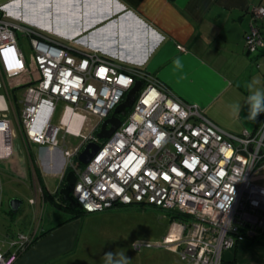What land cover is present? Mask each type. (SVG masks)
<instances>
[{
    "label": "built area",
    "instance_id": "obj_1",
    "mask_svg": "<svg viewBox=\"0 0 264 264\" xmlns=\"http://www.w3.org/2000/svg\"><path fill=\"white\" fill-rule=\"evenodd\" d=\"M4 8L0 5V89L7 94L0 93V160L15 154L10 92L23 89L15 114L23 145L62 152L64 167L77 175L73 197L86 211L151 204L187 215L191 220H180L162 243H145L177 251L187 264H221L225 250L264 234V185L251 180L264 166V123L253 131H227L145 69L120 67L105 55L15 23ZM253 11L264 17V6ZM246 44L250 51L264 48L257 26ZM138 82L133 105L118 114L121 124L110 137H99L97 125L82 135L88 113L101 124ZM76 118L83 119L76 128L67 125ZM68 134L82 137V144L71 149ZM91 142L99 149L82 164L79 155ZM30 242L22 233L8 238L0 264H14Z\"/></svg>",
    "mask_w": 264,
    "mask_h": 264
},
{
    "label": "crops",
    "instance_id": "obj_2",
    "mask_svg": "<svg viewBox=\"0 0 264 264\" xmlns=\"http://www.w3.org/2000/svg\"><path fill=\"white\" fill-rule=\"evenodd\" d=\"M56 2L55 5L48 0H0V5L5 6L4 12L10 19L46 31L66 43L74 42L70 45L75 48L105 55L123 68L139 67L157 75L170 89L188 103L198 105L227 131H253L264 123V113L259 114L255 122L245 120L248 106L244 103L249 95L247 85L254 79L260 82L255 87L264 88V48L250 51L246 44L253 26L264 36V17L256 18L253 11L256 6H264V0ZM85 2H88L91 19L77 20L76 12H84L79 5ZM236 103L242 106L239 116L232 110ZM29 149L25 166L28 173L26 169L25 172L31 178L34 194L29 198V204L35 206L34 216L27 221L32 225L30 228L22 225L24 229L12 234L7 229L6 235L10 238L22 233L29 235L32 242L21 251L14 264L83 262V257L74 253L78 233L82 230L81 221L71 218L55 226L39 221L43 205L53 204L51 194L59 185L63 186L64 165H61L58 185L50 187L45 181L47 171L34 150ZM40 155L64 162L58 149L40 147ZM35 164L39 167L36 174ZM3 169L0 165L1 177ZM7 249L4 241H0V250ZM221 264H264V234L225 250Z\"/></svg>",
    "mask_w": 264,
    "mask_h": 264
},
{
    "label": "rangeland",
    "instance_id": "obj_3",
    "mask_svg": "<svg viewBox=\"0 0 264 264\" xmlns=\"http://www.w3.org/2000/svg\"><path fill=\"white\" fill-rule=\"evenodd\" d=\"M19 41L25 43L26 39L20 37ZM0 93L7 94V89L1 88ZM10 93L14 103L11 115L13 117V130L15 132V155L10 161L0 163L1 167L5 168L3 169L4 172L2 170V177L0 180V186L2 187V191H0L2 195V204L0 201V241L2 242L5 241L7 237V229L11 230L10 234H12L18 231V229H24V226L30 228L32 222L27 221H31L29 218L34 216L33 212L35 210V206L29 204V198L30 196H34V194L31 190V178L26 175L25 172V169L27 171L25 166L29 159L30 149L23 145L21 129L16 117V112L22 107L19 99L23 96V89H18L15 93H12L11 90ZM174 93L180 96L176 92ZM61 109L62 107L59 105L53 119L55 123L59 122ZM89 114L90 113H88V118L84 119L82 124V135H88L95 125H97L98 128L100 127L101 130L103 121L100 124L101 119H99L97 115L94 114V116ZM84 115L87 116V113ZM96 118H98V124H95ZM82 120L83 119L76 118L73 122L68 121L67 125L76 128L77 124ZM66 142L71 149H75L82 144L83 138L68 134ZM31 149L34 150L42 167L47 171V173H45L46 183L54 188L58 185L60 170H62L61 165H64V162L61 164L62 160L55 161V158L50 160L45 155H40L42 157L41 160L39 156L40 147L38 145H33ZM56 162L59 163L57 164ZM67 169H70V167H63L62 175ZM8 170L15 173H9ZM34 173L36 174L37 172ZM251 180L256 184L264 185V166L255 170ZM44 196L47 197L46 193ZM15 197L23 199V205L17 213H10V201ZM52 199L54 198L52 197ZM170 211L171 210L164 207L151 204H131L115 206L104 211L83 213L81 217H75L76 220L81 221L82 230L78 233L76 240L77 246L75 247L76 251H74V253L77 252L78 255L83 257V262L74 264H87V262L90 264H104L103 257L106 252L124 253L128 259V264H187V261L183 259L181 253L166 246H145V243L154 245L162 243L165 236L169 234L171 228L180 222L178 218L174 221L171 220L169 215ZM77 212L56 208L50 202H46L40 211L39 221L41 222L44 220L47 222L46 224L48 226H55L71 218L73 215L75 216L78 214ZM136 243L142 245L140 250L133 247ZM70 263L71 262L67 264Z\"/></svg>",
    "mask_w": 264,
    "mask_h": 264
},
{
    "label": "water",
    "instance_id": "obj_4",
    "mask_svg": "<svg viewBox=\"0 0 264 264\" xmlns=\"http://www.w3.org/2000/svg\"><path fill=\"white\" fill-rule=\"evenodd\" d=\"M142 83L138 82L127 94L125 101L119 104L114 111V114L105 119L102 123V127L100 132L98 133L101 138H108L112 135V133L119 127L121 124V118L118 114L125 115L127 109L131 107L136 99L137 91L141 88ZM99 149V145L97 143L91 142L88 143L82 153L79 155V161L82 164H88L95 152ZM77 179V175L74 170H71L67 174V186L61 189V193L63 194V199L69 202V207L74 208L78 206V203L75 201L74 197L71 195L73 191L75 182ZM23 205V200L21 198L15 197L11 199L10 206L11 212L17 213Z\"/></svg>",
    "mask_w": 264,
    "mask_h": 264
},
{
    "label": "clouds",
    "instance_id": "obj_5",
    "mask_svg": "<svg viewBox=\"0 0 264 264\" xmlns=\"http://www.w3.org/2000/svg\"><path fill=\"white\" fill-rule=\"evenodd\" d=\"M177 65L179 66V61H177ZM259 83V80L254 79L247 85L249 95L244 102L248 106V114L245 117L247 121L255 122L258 115L264 113V88L255 87ZM241 108L239 103L232 105V110L237 116L240 115ZM136 246L137 244L133 245V247ZM103 259L104 264H128V259L124 253L106 252Z\"/></svg>",
    "mask_w": 264,
    "mask_h": 264
},
{
    "label": "trees",
    "instance_id": "obj_6",
    "mask_svg": "<svg viewBox=\"0 0 264 264\" xmlns=\"http://www.w3.org/2000/svg\"><path fill=\"white\" fill-rule=\"evenodd\" d=\"M35 162H36V160H35ZM34 162V163H35ZM72 169L70 168V169H68L67 170V173L66 174H68V172L69 171H71ZM35 171L38 173L39 172V167H36V164H35ZM55 195H52V197L54 198L53 199V204L56 206V207H59V208H63V209H65V210H67V211H78L77 213L78 214H76L75 216L73 215L71 218L72 219H74L75 217L77 218V217H81V215L83 214V213H89L88 211H86L81 205H79V207L78 208H70L69 207V202H67V201H63V203H61V204H59L58 203V201H56V198L54 197ZM49 197H50V195H49ZM10 213H11V211H10ZM169 215H170V217H171V220H175L176 218H178L179 220H191V218L190 217H188V216H186V215H183L182 213H180V212H175V211H170L169 212ZM71 218H69L68 220H70ZM157 247H160V246H157ZM177 252V251H176Z\"/></svg>",
    "mask_w": 264,
    "mask_h": 264
},
{
    "label": "bare ground",
    "instance_id": "obj_7",
    "mask_svg": "<svg viewBox=\"0 0 264 264\" xmlns=\"http://www.w3.org/2000/svg\"><path fill=\"white\" fill-rule=\"evenodd\" d=\"M62 0H60V2H61ZM48 2H55V5L57 4V2H56V0H48ZM80 7H82L83 8V10H84V12L83 13H81V14H78L77 12H76V19L77 20H80V19H83V20H89V19H91V15H90V13H88V11H87V9H88V2H85L82 6L81 5H79ZM12 21H14L15 23H19V24H25V23H23L22 21H17V20H15V19H12ZM25 25H27V24H25ZM29 26V25H28ZM39 31H42L43 33H47L46 31H43V30H41V29H38ZM62 41V40H61ZM64 42V41H63ZM68 44V43H67ZM70 45V44H69ZM72 46V45H71ZM201 111H203L202 109H200ZM204 112V111H203ZM249 131V130H248ZM113 134V133H112Z\"/></svg>",
    "mask_w": 264,
    "mask_h": 264
},
{
    "label": "flooded vegetation",
    "instance_id": "obj_8",
    "mask_svg": "<svg viewBox=\"0 0 264 264\" xmlns=\"http://www.w3.org/2000/svg\"><path fill=\"white\" fill-rule=\"evenodd\" d=\"M67 170L63 173V175L61 177L62 178V181H63L62 182L63 183V186L59 185V187L57 188V190L54 193L55 194L54 197L57 198L56 201H58L59 204L63 203V201H66V200L63 199V194L61 193V189L68 185L67 184V174H66L67 173ZM72 192H71V195L73 196ZM1 198H2V195L0 194V201H1ZM1 204H2V201H1ZM78 207H79V204H78V206H76L74 208H78Z\"/></svg>",
    "mask_w": 264,
    "mask_h": 264
},
{
    "label": "snow or ice",
    "instance_id": "obj_9",
    "mask_svg": "<svg viewBox=\"0 0 264 264\" xmlns=\"http://www.w3.org/2000/svg\"><path fill=\"white\" fill-rule=\"evenodd\" d=\"M90 90V89H89ZM173 171H175V170H173ZM166 179H167V177H165Z\"/></svg>",
    "mask_w": 264,
    "mask_h": 264
}]
</instances>
